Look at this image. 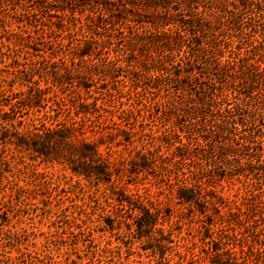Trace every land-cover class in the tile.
I'll use <instances>...</instances> for the list:
<instances>
[{"label":"trees","instance_id":"trees-1","mask_svg":"<svg viewBox=\"0 0 264 264\" xmlns=\"http://www.w3.org/2000/svg\"><path fill=\"white\" fill-rule=\"evenodd\" d=\"M89 1L53 0L57 7L50 15L59 18L54 22L40 17L38 7L28 9L43 0H0L9 4L19 25V31L0 26V72L3 65L8 75H0V248L35 236L33 229L9 228L13 221L22 222L32 199L42 197L33 205L46 211L58 196L53 177L37 171L34 162H39L62 166L78 180L61 177L60 182L88 197V203L55 212L51 224H86L89 208L100 204L96 190L107 186L108 208L102 220L91 222L113 231L114 224L124 225L141 242L156 240L151 251L164 264L173 240L156 227L175 213L160 207L164 196L180 210L175 224H211V264H264V248L253 251L250 225L264 220V123L253 130L239 128L238 122L234 131L228 128L238 111L229 107L231 97L249 99L264 112V0H232L236 13L222 0H205L209 6L195 0ZM208 9L222 24L227 18L231 29L224 34L219 26L210 27V55L196 53L193 44L201 43L192 40L195 31H203L200 15ZM129 63L135 69L133 77L123 75L130 82L125 91L112 84ZM209 76L205 89L202 81ZM224 82L234 87L224 90ZM239 84L244 92L237 90ZM197 85L202 103L210 92V111L223 124L219 131L240 147L239 152L230 146L221 152L224 159L206 162V172L191 169L196 158L204 157L199 138L196 152L193 148L194 133L202 128L191 131L180 125L178 115L155 130L149 124L166 118L170 98ZM112 100L120 110L109 108ZM114 154L121 160L112 159ZM239 156L245 161L236 160V166L231 158ZM184 158L188 168L181 165ZM123 182L140 183L143 193L128 194ZM226 188L234 191L231 199L221 194ZM156 230L161 239H155ZM43 236L49 241L54 234ZM246 238L240 252L234 251L235 243ZM11 259L0 254V264Z\"/></svg>","mask_w":264,"mask_h":264},{"label":"rangeland","instance_id":"rangeland-1","mask_svg":"<svg viewBox=\"0 0 264 264\" xmlns=\"http://www.w3.org/2000/svg\"><path fill=\"white\" fill-rule=\"evenodd\" d=\"M76 1L80 5L90 3L89 0ZM195 1L199 2L201 6L210 5V1ZM222 1L230 6L232 12H237L231 5L232 0ZM19 2L24 3L25 0H19ZM35 7H38L37 12L40 17L54 22L59 21V18L50 15V10L57 7L53 0H43L42 4L34 2L28 9H33ZM200 9L203 10L202 7H200ZM10 14L11 8L9 4H0V26H6L7 28H10V30L19 31V25L14 23V19H12ZM233 15L235 14H228L230 18ZM200 19L203 24V31H195L194 36H192V40L194 42L195 40H198V42L201 43V47L195 46V44H193V47L196 53L201 52L210 55V27L219 26L224 34H229L231 29L228 26V23L225 25L227 18L221 20L223 21V24L216 21L214 17L210 16V9L206 12L204 11L202 15H200ZM107 32L109 31H103V33ZM127 60H130V57ZM132 60L133 59L131 58L130 61ZM132 65L133 64L129 63L128 66L120 72L122 76L116 79L117 81L112 84L113 86L125 91L129 89L130 82L125 79L123 75L133 77L135 67ZM1 68L3 71L0 72V75L3 77L8 76L3 65ZM144 77L145 75L142 76V78ZM209 79L210 76L209 78L204 77L202 81V86L205 89L210 87ZM121 80H124V82ZM97 87L99 92L104 91L100 84H97ZM232 87L234 86L228 84L227 82H224L223 84L224 90H228V88L231 90ZM237 90L244 92L245 85L240 86L239 84L237 86ZM200 91L201 89L197 85L196 88L190 90L189 92L178 93L173 96L170 98L169 102L166 103V107H164V112H166L167 115L166 118L162 120L157 118H153L152 120L150 119L149 124L152 126L150 128L155 130L156 126H162L165 122L167 124L173 123L176 121V117L178 115L181 123L180 125L187 127L191 131L202 128V132L200 130L199 133L197 131L194 133L193 141L195 145L193 148L196 152V142L199 140L204 146V157H199L200 159L196 158V162H198L191 164V169H198L201 172H206L205 166H207V163L210 164L212 160L218 161L219 158H225V156H221V152L223 150L233 146L234 149L240 152V147H236L237 145H234L233 143L231 144V142L229 143L228 137H224V135L219 131V126L223 124L218 119V114L210 111V92L208 95H205L206 102L204 104L199 99L201 95ZM108 102H110L107 103L108 106H111L109 107L110 109L114 108L116 110H120L119 102L116 100ZM228 103L230 104V108L235 110L238 108V111H234V116L232 120H230V124H228V128H230V130L234 131V122H238L236 126L239 128H241L240 124H243V127H245L246 130H253L255 126L260 128L261 124L264 123V112L255 110V106L249 99L240 101L239 99L231 97ZM123 108L126 109L127 107L125 106ZM194 118L197 120H194ZM118 149L121 151L123 148L121 147ZM101 152L104 156H106L105 147H101ZM239 154L242 155V153ZM114 158L121 160L120 155L118 154H114L112 159ZM231 159L236 166V160L241 163L245 161L243 156ZM185 161L186 160L184 158V160L181 161V165L184 168H188L186 167L187 164ZM34 164L39 173H45L48 176L53 177L54 182L58 185L56 193L58 196L46 211L37 209L33 205L34 203H39V200H41L42 197H38V200L32 199L28 206L25 207L24 212L21 213L20 219L22 222L17 223V221H13L12 224H9L10 229H27L30 231L33 229L36 231V234L30 238L29 242H25L21 245L7 244L6 246L0 248V254L14 258L10 261L5 260V262L1 264H51V261L53 262L52 264L55 262H57L55 264H161L157 263V260L151 251L155 248V246H157V243H155L156 240H152L150 243H147L145 239L141 242L137 239L138 234L136 232L128 231L124 225L120 226L118 224H114L116 229L113 231L107 224H97L91 222L102 220L101 218L105 212L104 207L106 209L108 208L106 202L107 194L105 195V189H107V186H102V188L98 189V191L96 190V192H98V201L100 204H96L94 206L92 205L93 207L89 208V219L86 224H51V216H53L55 212H61L64 208L67 206L71 207L74 203L78 205L84 204L83 202L88 203V197L83 195L79 188L71 189L73 186L60 182L64 181L60 179L61 177H67V181H70L68 179H72L71 183H75L76 180H78L77 177L72 176L70 172L66 171L62 166L56 165L53 167L50 165L39 164V162H34ZM187 173L190 177H193L194 175L196 177V174L194 173ZM203 175L210 176V174L205 173ZM259 178L261 179L262 177ZM170 179L175 181V177H173V175ZM178 179L182 180L184 177L180 176ZM81 183L84 184L86 182L82 180ZM124 183L126 182L121 183L120 186H123L128 194H136L137 192L138 194L143 193V186L140 183L136 185L127 183L124 185ZM62 186L65 188L63 189ZM151 190V193L156 191L154 188ZM233 193L234 191H229L227 188L221 192L224 197H228L230 199L232 198ZM67 196L72 197L75 202L69 200ZM159 200L161 201V208L171 207L175 209L174 216L170 218L169 223L158 224L156 227L157 229L163 230L164 235L171 234V238L173 240L171 244L169 243L171 249L166 251L163 263L211 264V224H199L196 220H193L192 224H175V220L177 219L176 216L180 214V210H176L178 208L174 207L175 204L172 199L160 196ZM38 205L39 207H42V204ZM260 206L262 207L263 204H260L259 207ZM259 207L258 213H260ZM27 213H29V215ZM31 217L34 218V222L36 224L31 223L29 220ZM83 218H85V216H83ZM250 225L252 226V232H254L252 246L254 247L253 251L255 252L264 248V220ZM33 227H35V229ZM133 227H135V224H133ZM123 230L126 231L124 232ZM47 233L54 234L53 238L49 241L43 236V234ZM154 236L156 237L155 239H161V232H157L156 230L154 232ZM248 240L249 239L246 238L241 240V242H236L233 250L240 252L242 249L241 245L244 242H249ZM245 249L247 250V248ZM39 260H42V262Z\"/></svg>","mask_w":264,"mask_h":264}]
</instances>
